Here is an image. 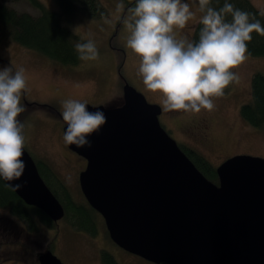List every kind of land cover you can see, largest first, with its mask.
Masks as SVG:
<instances>
[{"label":"water","instance_id":"water-1","mask_svg":"<svg viewBox=\"0 0 264 264\" xmlns=\"http://www.w3.org/2000/svg\"><path fill=\"white\" fill-rule=\"evenodd\" d=\"M123 106L100 108L107 122L67 147L86 160L78 180L111 241L153 264H264V158L234 155L206 178L159 122L162 108L124 82ZM63 127V133L66 130ZM23 175L8 184L52 221L64 208L24 148ZM39 264H63L50 249Z\"/></svg>","mask_w":264,"mask_h":264},{"label":"rangeland","instance_id":"rangeland-1","mask_svg":"<svg viewBox=\"0 0 264 264\" xmlns=\"http://www.w3.org/2000/svg\"><path fill=\"white\" fill-rule=\"evenodd\" d=\"M105 15L90 18L76 13L71 18H62V23L73 33L92 39L99 51V59L80 61L76 65L60 64L32 49L15 43L9 36L0 41V69L12 66L13 70L25 69L27 90L21 103L26 111L18 119L24 124V148L34 160L50 166L67 186L76 202L86 201L79 187V174L84 169L83 157L71 151L63 141L65 123L61 117V102L76 99L91 106L118 107L123 103L122 87L127 82L142 93L149 103L161 106V95L145 89L137 74L139 57L126 47L128 31L124 20L128 13L117 10L122 0H98ZM264 17V0H249ZM49 9L61 12L54 0H41ZM195 13L183 29H174L177 39L191 40L194 25L203 15L197 0H182ZM124 4V3H123ZM18 11L37 14L24 0L9 2ZM110 21V22H106ZM247 59L232 69L239 83L224 89V95L213 98L215 108L199 113L164 111L159 122L178 145H184L200 154L217 167L234 155H252L264 158V128H254L240 115L241 105L250 100V81L253 73L264 74V57ZM122 98V99H121ZM208 126V140L197 141L191 130L196 123ZM16 229L4 228L3 220ZM7 222V223H8ZM11 225V226H12ZM98 232L91 236L77 231L61 219L53 228L39 225L37 231H27L22 222L0 210V264H39L37 255L51 248L63 264H102V250L111 253L119 264H153L115 245L108 236L101 216L97 218Z\"/></svg>","mask_w":264,"mask_h":264},{"label":"clouds","instance_id":"clouds-1","mask_svg":"<svg viewBox=\"0 0 264 264\" xmlns=\"http://www.w3.org/2000/svg\"><path fill=\"white\" fill-rule=\"evenodd\" d=\"M211 3L212 0H198L203 15L195 41L177 39L174 33V29H183L195 15L182 0H135L134 6L127 8L126 47L139 57L137 74L147 91L161 95L164 111H212L213 98L222 97L226 87L239 83L240 77L232 69L247 59L251 34L264 36V25L254 17L250 19V13L235 8L228 0L218 9ZM124 7L119 3L117 10ZM74 50L81 61L99 59L92 39L76 43ZM26 90L23 67L0 69V179L7 182L18 180L26 167L22 159L24 124L18 119L27 110L21 103ZM122 106L123 103L118 105ZM61 107L67 126L64 143L77 148L91 147L88 137L99 133L105 125V113L100 108L89 111L85 102L71 98L63 100ZM8 186L17 191L22 185Z\"/></svg>","mask_w":264,"mask_h":264},{"label":"trees","instance_id":"trees-1","mask_svg":"<svg viewBox=\"0 0 264 264\" xmlns=\"http://www.w3.org/2000/svg\"><path fill=\"white\" fill-rule=\"evenodd\" d=\"M20 0H0V41L7 36L15 43L32 49L60 64L76 65L81 60L77 58L74 45L87 40L73 33L62 23V18H71L74 14H84L90 18H99L105 15V9L98 0H54L61 12L47 8L41 0H24L37 10L36 15L18 11L9 6V2ZM124 10L135 4V0H122ZM198 1V0H197ZM235 8L251 14V18L259 20L264 25L262 13L249 0H228ZM225 0H212L211 6L220 8ZM231 19V17H227ZM202 27L198 22L194 25L191 40H198L199 30ZM251 41L247 42V54L253 57H264V36L253 32ZM240 115L243 120L254 128H264V74L253 73L250 81V100L241 105ZM181 150L192 160L195 166L210 181L217 183L216 167L199 152L179 145ZM38 171L46 185L60 201L64 208L63 220L77 231L94 236L98 232L97 218L100 216L86 201L73 200L67 186L59 179L50 166L42 161L34 160ZM0 210H6L11 217L24 224L27 231H37L39 225L55 227L57 222L52 221L46 214L34 206L25 204L0 179ZM3 220V219H2ZM8 220L4 221V228L13 231L15 226ZM50 249L51 248H47ZM102 264H119L115 257L106 250L100 254Z\"/></svg>","mask_w":264,"mask_h":264},{"label":"flooded vegetation","instance_id":"flooded-vegetation-1","mask_svg":"<svg viewBox=\"0 0 264 264\" xmlns=\"http://www.w3.org/2000/svg\"><path fill=\"white\" fill-rule=\"evenodd\" d=\"M206 130H208V126L200 122V124L196 123L192 126L191 133H192L193 138L200 142L205 139L208 140ZM85 166H86V160L84 161V168Z\"/></svg>","mask_w":264,"mask_h":264}]
</instances>
